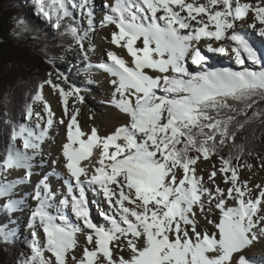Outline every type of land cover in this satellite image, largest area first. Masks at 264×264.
I'll return each mask as SVG.
<instances>
[{
    "label": "snow or ice",
    "instance_id": "obj_1",
    "mask_svg": "<svg viewBox=\"0 0 264 264\" xmlns=\"http://www.w3.org/2000/svg\"><path fill=\"white\" fill-rule=\"evenodd\" d=\"M104 7L109 12L102 24L114 25L109 43L126 51L130 61L108 50L104 62H89L87 53L93 48L85 49L83 42L95 31L90 0H36L38 13L54 28L64 27L80 46L85 73L99 68L111 78L109 104L124 114L126 122L104 136L96 127L82 131L79 109L69 112L68 98L82 103L84 97L74 86L66 90L56 83L51 73L31 95L23 122L5 119L10 133L0 155V175L5 177L0 199L7 201L0 203V215L13 222L12 214L28 206V194L13 198L14 189L31 183L33 175L40 176L31 195L35 207L28 220L33 229L30 254L20 264H69L70 253L71 264H253L242 253L264 238V186L256 185L257 194L250 195L240 168L253 166L233 163L241 153L218 154L236 134L230 129L235 116L221 118L222 113L246 116L247 109L264 102V58L236 30L237 22L250 17L248 27L264 38V0H114ZM74 9L87 19L86 29L76 24ZM202 40L208 41L204 44L208 52L222 54L226 47H213L211 41L232 42L237 63L243 65L246 58L258 70H210L200 48ZM44 85L58 96L68 118L61 155L70 179L63 180L60 198L49 182L57 173L45 170L42 149L54 124V113L41 94ZM32 104H41L43 114L34 112ZM258 115L264 112L254 110L252 116ZM243 126L236 121L237 129ZM213 155L220 166L208 175L215 187L206 188L195 166ZM260 163L264 168V159ZM12 170H23V176L8 180ZM217 178L225 188L219 187ZM88 190L107 204L110 211L100 213L106 224L91 218ZM205 196L208 212L216 201V220L208 219ZM197 207L214 231L199 229ZM68 209L77 224L69 221ZM36 229L43 233L42 245ZM78 233L85 239L79 257L74 254ZM14 236L13 230L0 225V239L10 243ZM124 251L127 257L119 255ZM45 252L50 254L47 259Z\"/></svg>",
    "mask_w": 264,
    "mask_h": 264
},
{
    "label": "bare ground",
    "instance_id": "obj_2",
    "mask_svg": "<svg viewBox=\"0 0 264 264\" xmlns=\"http://www.w3.org/2000/svg\"><path fill=\"white\" fill-rule=\"evenodd\" d=\"M105 4H111L114 2V0H102ZM250 0H241V3H248ZM197 3H205L204 1H197ZM93 13L97 11V14L101 12V14L98 15L99 20H93V24L95 27H97L95 34L92 35L91 33L88 34V39L91 38L92 41V48L93 51H90L89 55V62L92 65H97L101 62H104L106 60V51L112 50L115 53H117L120 56H123L126 60L130 61V57L127 56L126 51H123L119 48H116L114 45H111L109 43L111 38V33H106L101 31V26L104 27L102 24V20L104 18V15L109 12V9L106 8L105 10L102 9V7L99 5L98 1H94L92 6ZM101 9V10H100ZM96 14V13H95ZM96 14V15H97ZM251 23L250 17L244 21L237 22L236 30L242 34L249 43L254 47V49L257 51L258 55L261 58H264V38H261L254 34L252 36V32L254 33L253 29L248 27V24ZM111 27H114V25H109ZM256 37L261 38V41L256 40ZM208 41L202 40L200 44V48L207 49L204 47V44ZM213 47H219L224 46L227 49L226 53H218V52H212V54H209L208 51L206 53V66L212 70V69H218V68H230L232 70H243V69H250V70H258L256 65H253V67H250V65L247 62V59L245 58V63L243 65H238L235 63L236 58L235 55L231 52V43L227 40H221V41H211ZM73 59V62L76 58L80 60L79 66H74L71 63H66V66L63 64L60 68L57 69V74L52 76V79L56 83H60L62 87H64L66 90L69 88V86H74L75 88L80 90V94L83 96L84 91H81V88L83 87L88 91V95H90V102L88 103L87 98L83 100L81 103L78 99H74L73 97L68 98V107L69 112H71L73 109H79V115L77 116V120L79 123V126L82 131L88 132L91 127H96L98 129V132L101 136L107 135L111 133L116 127L120 126L121 124L126 122V117L124 114L120 113L117 109H115L113 106L109 104V101L111 99V85L109 84V80L111 79L107 73H105L103 70L99 68H93V70H98L99 72H94L93 74H86L84 71L85 68V61L82 56H71ZM70 57L68 59H71ZM72 62V61H71ZM237 62V61H236ZM72 65V66H71ZM189 68L195 70L194 66H192L190 63L188 65ZM78 70L79 74L77 77H79V80H70V76L74 74ZM57 76H59V79H57ZM74 76V75H73ZM75 77V76H74ZM67 79L68 83H62L64 79ZM86 79H91L94 81L92 84H86ZM97 93V95H96ZM41 94L44 98V100L48 103L50 106L51 111L54 113L53 119L54 124L49 129L48 132V139L45 141V143L42 145L43 152L45 154V157L47 159V164L45 166V170L49 172H55L57 173V176H52L49 178V182L51 184V187L57 191V196L60 198V192L62 191L63 186V180L64 179H70L68 177V174L64 168L63 164V158L61 155V149L63 143L66 142V132H67V123L68 118L65 116L64 108L59 103V98L56 94L53 93L52 89L50 87H44L41 89ZM41 114L42 112V105L39 110ZM91 117V119H90ZM61 120H64V123H60ZM52 161H56L55 164L52 163ZM212 167V166H211ZM209 167V168H211ZM217 168V166H216ZM207 170H213L211 169H205L204 172H200V176H203L204 178V187L206 188H214L215 186L210 184L208 181V173ZM36 172H39L40 175H43V172L39 168L35 169ZM21 173H23V170H12L11 173L7 176L8 180H14L16 178L22 177ZM262 175V176H261ZM59 177V178H58ZM40 178V176L33 175L30 180L33 181V185L29 186V184H23L21 186V189L19 191V185L16 186L15 191L17 195V199L24 196L25 193L28 194L26 203L27 207H24L22 211H17L13 213V220L14 225H12L10 228L13 229V231L16 233H19L20 231H25L27 233H31L33 231L32 228H30L26 223H28L30 211L31 208L35 207V201L31 199V195L34 189L35 182ZM83 179V178H82ZM240 179L243 181H248L251 186L255 187L256 185H261L264 182V173H259L255 179L250 182L246 175H240ZM217 184L221 188H225L226 185L223 184L219 178H217ZM264 186V185H263ZM257 189H253L249 194L253 195L255 194ZM88 194H92L95 199L91 198ZM87 200H88V209L91 215V218L95 223L99 224H106V221H104L99 214V220L95 219L92 215V212L90 211V208L95 210L93 201L95 202H101L102 206L105 207V211L103 209H98L101 212H109V208L107 204L103 202L102 196H97L92 191H87ZM92 201V202H91ZM232 201H227V206H232ZM90 203H92L90 205ZM216 201H214V204ZM97 210V211H98ZM54 211V210H53ZM66 215L69 218V221L76 220L75 217L72 219L71 216V210L68 209L66 211ZM101 219V220H100ZM104 221V222H103ZM39 236L43 238V233H40ZM242 255L247 257L249 260L253 262V264H264V238H261L257 243H253V245L249 248H247ZM71 263V262H70Z\"/></svg>",
    "mask_w": 264,
    "mask_h": 264
},
{
    "label": "trees",
    "instance_id": "obj_3",
    "mask_svg": "<svg viewBox=\"0 0 264 264\" xmlns=\"http://www.w3.org/2000/svg\"><path fill=\"white\" fill-rule=\"evenodd\" d=\"M74 43L65 34L64 27L54 28L52 22L38 13L36 0H0V155L10 133L5 119L20 122L25 107L32 103L30 97L34 90L51 73L47 64L64 56ZM254 110L264 112V102L247 109L246 116L227 110L222 113L221 118L235 116L230 129L236 134L234 140L219 149V156L241 153L240 160H234V164L253 165L264 159V116L253 117ZM236 121L244 126L237 129ZM7 222L8 217L0 215V225ZM20 242L6 243L0 239V264H20L24 260ZM26 247L30 252L29 246Z\"/></svg>",
    "mask_w": 264,
    "mask_h": 264
},
{
    "label": "rangeland",
    "instance_id": "obj_4",
    "mask_svg": "<svg viewBox=\"0 0 264 264\" xmlns=\"http://www.w3.org/2000/svg\"><path fill=\"white\" fill-rule=\"evenodd\" d=\"M94 1H98L99 5L102 7V9H104V10L106 9L104 7L105 3H103L102 0H90V6H92V4H93ZM197 1H204V2H206V0H197ZM72 12H73V17H74V19L76 21V24L81 29H86L87 26H88V23H87V19L84 18L83 14H82V11L80 9H74V10H72ZM95 13L97 14V11L94 12L93 20H99L97 17H98L99 14H101V12H99L97 15ZM94 28H95V31H96L97 27L94 26ZM100 28H101V31L102 32H106V33H111V31L114 30V27H111L109 25L104 26V27L101 26ZM95 31H92V32H89V33H91L92 35H94L95 34ZM253 34L254 33L252 32V36H253ZM254 38H255V34H254ZM256 40L261 41V38H259V37L257 38L256 37ZM83 43H84V48L85 49H88L89 46H91V47L93 46L92 41H91V38L90 39L87 38ZM73 55H75V56H82L83 57V54L80 51V46L78 44H76V43H74V45L67 51V53L64 56H62V57H56V58L52 59V61L47 64V66H49L51 68V74H52V76H54L55 74H57V69L60 68L61 66H63V64L66 66V63H71L73 65V67L74 66H76V67L79 66L80 63H81L80 60H78V58H76L75 61L73 62V59L71 58V56H73ZM87 55L89 57L90 51L87 53ZM69 57L71 59H68ZM89 60H90V58H89ZM247 62L250 65V67H253L254 64H252L248 60H247ZM43 70H44V68L41 67V72ZM254 70H256V69H254ZM78 72L79 71L76 70V72L74 74H72V76H70V80H76V81H78L79 80V77H77V76L80 75ZM94 72L101 73L98 70H93V72H91V73L93 74ZM48 78H49V76H48ZM44 87H49V86L44 85ZM81 91H84L83 97H84V99L87 98V101L89 103L91 101L90 98H89L90 95H88V91L89 90H86V89H84L82 87L81 88ZM96 95H97V93H96ZM32 108H33V111L34 112L39 111L40 108H41V104H32ZM20 122H23V117L21 118ZM17 145L20 146V142L19 141H17ZM193 155H195V153ZM214 166L215 167L217 166V168L220 166V160H219V158L217 156L210 157V159L207 160V161H205V160H203V158H201V160H199L197 162V165L195 166L196 169H197V176H200L201 175L200 172H204L205 169H211ZM252 166L253 167L251 169H249V168L244 169L243 167H242L243 169L240 168V175H246L250 182H252L259 173H262V174L264 173V168L261 167L260 161L255 162ZM209 167H211V168H209ZM211 171L210 170H207V173L209 174ZM37 173H39V172H37ZM21 176H23V173H21ZM4 179H5V177L3 175H1L0 181L3 182ZM33 183L34 182L31 181V183H27V184H29V186H32ZM22 185L23 184H20L19 186L17 185L20 188L19 191L22 190L21 189V186ZM263 185H264V182H263L262 186ZM248 187H249V189L251 191L253 189H256V187L251 186L250 183H248ZM89 191H91V190H88V192ZM257 191L258 190H256L255 194L252 195L253 197L257 194ZM14 192L16 193L17 191H15V189H14ZM17 195H15L13 198H17ZM90 197L93 198V195L90 194ZM203 200H204V204H205V212H206V214L208 216V219L216 220L217 217H218V215H219V211H218V209L215 208L214 201H212V204H211L212 211L211 212H208V207H209L208 197L207 196L203 197ZM6 201H7V198L0 199V203H5ZM91 204L92 203H90V205ZM90 211L92 212V215L94 216V218L99 220L100 210L97 213V211L94 210V212H93V210L90 208ZM196 214H197L198 225H199V229L200 230L214 231L213 226L211 224H207L206 220L204 219V215L200 213V210H199L198 207L196 208ZM71 216H72V219H73L74 218V215L72 213H71ZM11 220L13 222H11V223L10 222L9 223L7 222L8 224L6 223V230H9V229L10 230H13L12 228H10L12 225H14L13 214L11 216ZM71 223L77 224L78 221L77 220H72ZM26 224L28 225V223H26ZM36 230L39 232V229H36ZM40 233H42V232H39V234ZM39 238H40V242H41V245H42L43 238H41V236H39ZM31 239H32V232L31 233H27L25 231H20L19 233H16L15 236L12 237V239H11V241L12 240L13 241L20 240L22 242V243L20 242V248L22 249V253H23V258L24 259L30 254V252H29V250H28V248L26 246H28V242L31 241ZM78 240H79L78 246L74 250V254L77 257H79V255L81 254L82 248L85 246V239H84V234L83 233H78ZM255 243H257V242H255ZM72 254L73 253H70L69 254V264H71L70 262H71V255ZM44 255H45V258L46 259L50 256V254L47 253V252H45ZM119 255H124L125 257H127L128 253H127V251H124V252L119 253Z\"/></svg>",
    "mask_w": 264,
    "mask_h": 264
}]
</instances>
